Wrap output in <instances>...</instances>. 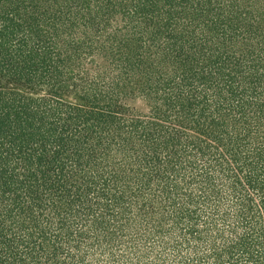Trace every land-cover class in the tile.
<instances>
[{
	"label": "trees",
	"instance_id": "trees-1",
	"mask_svg": "<svg viewBox=\"0 0 264 264\" xmlns=\"http://www.w3.org/2000/svg\"><path fill=\"white\" fill-rule=\"evenodd\" d=\"M0 264H264V0H0Z\"/></svg>",
	"mask_w": 264,
	"mask_h": 264
},
{
	"label": "rangeland",
	"instance_id": "rangeland-1",
	"mask_svg": "<svg viewBox=\"0 0 264 264\" xmlns=\"http://www.w3.org/2000/svg\"><path fill=\"white\" fill-rule=\"evenodd\" d=\"M130 101H132L133 104L140 106L142 109L148 108L147 105L144 103V101H141L140 98L136 100H130Z\"/></svg>",
	"mask_w": 264,
	"mask_h": 264
}]
</instances>
